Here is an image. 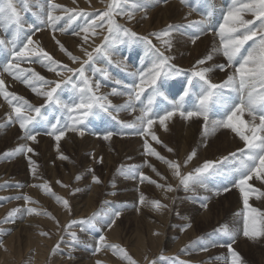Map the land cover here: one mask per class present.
Wrapping results in <instances>:
<instances>
[{
	"label": "rangeland",
	"instance_id": "obj_1",
	"mask_svg": "<svg viewBox=\"0 0 264 264\" xmlns=\"http://www.w3.org/2000/svg\"><path fill=\"white\" fill-rule=\"evenodd\" d=\"M86 1L91 3L90 7L83 2L28 0V7L21 11L23 26L19 31L15 26L0 25V41L4 42L0 44V77L6 85L4 91L22 97L35 107L43 106L39 115L31 113L36 119L29 125L31 134L35 135V140H30L26 138L25 129H21L13 110L17 101L13 100L10 104L0 93V101L3 102L0 103V264H132V260L136 264H231L232 255L227 244L232 241L220 231L224 225L236 230L232 248L240 254L241 264H264V236L252 239L243 235L246 211L243 195L239 188L232 184L238 177L233 172L236 165L230 153H237L239 156L238 150L245 148V142L237 133L227 128H217L214 132L205 133L201 123H197L198 129L193 133L190 124H183V120H189L181 117L179 112L176 115L180 122L171 117L172 120L166 121V128L157 118L164 114L165 109L171 110V105L170 108L168 105L179 100L180 92L189 87V80L193 82L195 92H200L203 82L193 76L194 71L209 68L210 71L226 74L230 69L233 72L237 66L229 65L223 55L218 34L219 26L224 23V17L229 10L228 6L233 4L232 0H206V4L198 2L199 0H138L141 7L134 11L131 5L136 0H128L125 13L133 12V18L129 19L127 14L121 15L119 9H116L113 19L137 35H122L118 39L103 42L102 46L100 41H97V36H108L109 25L106 21L98 20V16L108 9L112 0ZM105 1L106 4L101 3ZM248 2L250 0H242V3ZM52 3L75 9L77 12L83 9L88 15L77 16L68 30L61 32L59 29L65 26L68 16L73 13L63 9L54 10L55 15L62 17L57 21L55 29L48 23H40L42 19L46 20V13L51 10L49 6ZM241 6V3L236 4V7ZM17 7L20 8L21 5L18 4ZM174 7L179 12L174 11ZM184 8L186 12H183ZM242 15L244 19L253 20L258 26L259 21L255 20L251 12H243ZM201 20L204 21L201 32L188 26L190 22ZM92 21H96L97 26L90 28L88 32L81 31ZM101 24L102 27L99 26ZM31 25H35L39 30L30 28ZM168 25L176 26L170 29V37L152 35L165 30ZM74 32L79 35L73 34ZM93 32L96 35H93ZM13 35L16 36L15 45ZM197 35L199 38L193 43V38ZM211 35L213 36L210 41L205 40ZM85 36L91 37L90 40H85ZM28 37L33 41L29 45L30 49H43L60 62L59 65H50L43 58L36 56L15 57L14 51H19L27 43ZM143 37H147V40ZM165 39L170 40V47L163 43ZM149 40L151 48L155 46L154 48L164 52L165 56L171 58L169 64L181 70L179 74L173 73L168 77L162 75L157 80V86L163 96H156L152 105L150 115L155 123L153 127L148 128L142 135L143 128L147 127L146 123L143 126L138 124L137 128L124 126L126 123H136L128 116L133 112L130 109L115 111L109 108L105 112L103 109L94 108L93 113L84 121L83 136L79 135L78 131L68 129L57 141L55 135L47 134L52 124H57L59 128L65 123H72L64 105L71 106L70 103L76 99L77 92L73 85L82 86L79 74L68 72L64 66L79 69L83 64L85 76L92 78L93 84L95 81L99 82L101 88L110 91L99 89L96 91L97 95L112 98L115 96L112 94L113 89H116L117 93H127L128 85L139 82L138 78L130 73L144 69L146 63L140 64L137 56L152 52L141 48L138 53V50ZM252 43L249 41L245 44L247 49ZM61 44L67 52L61 49ZM97 46H104L103 51H93ZM126 46L138 53L135 59L126 56L122 49ZM110 48L117 49L118 55L114 57ZM85 50L92 53L93 57L86 64L83 63L88 60ZM68 52L80 60L73 61ZM124 54L125 56H122ZM209 55L212 56L211 60L206 59ZM190 56L196 60L190 59ZM111 58L124 59L125 66L119 63L120 61L115 62L116 64L109 62ZM200 60H205V63L197 64ZM9 64L18 65V68L13 67L9 73L5 71ZM218 65L226 67L221 70ZM53 67L55 71H50ZM100 68L106 69L107 76L104 72L97 71ZM36 73L39 76L35 75ZM17 76L21 79H17ZM208 76L211 80L218 79ZM39 77H43L45 81L60 83L51 101L46 96L42 101H36L40 98L38 95L35 98L29 96L36 95L33 88L47 92L50 89L43 86L55 87V84L44 83ZM6 78L11 80V83L16 81L24 88L15 89L10 86L11 83L5 82ZM23 78H27L30 84L23 83ZM61 88L63 94L59 91ZM102 92L104 93L101 94ZM230 92L231 99L235 101L238 94L231 89H224L223 94L229 101ZM150 95L152 90L146 87L141 96L143 103H134L136 111L141 112ZM23 100L19 103L23 104ZM158 106H164V110H158ZM193 106L194 102H190L181 110H194ZM243 114L247 116L248 113ZM71 115L79 116L80 113L77 111ZM249 116L247 122L251 123L252 118ZM215 118H219L218 115ZM258 123L259 121L256 124ZM109 131L113 135L109 140H105L103 136ZM222 131L233 134V139L227 137V140L220 142L221 138L217 137L221 136ZM245 132L250 135L246 129ZM152 133L159 142L153 139ZM234 144L237 149L226 151L228 148L233 149ZM146 145H150L166 160L178 162L181 165V176L177 177L174 169L164 160L150 154ZM20 146L31 148L32 151L16 152ZM193 150L196 155L185 164ZM10 153L11 155H8ZM62 156L67 159H62ZM224 157L229 159L224 160ZM205 161L215 162L214 168L199 174V182L192 183L185 189L181 178L190 172L194 173ZM141 173L149 179L142 180ZM93 176L98 177L100 182H94ZM37 185H48L55 196ZM169 186L172 190H169ZM252 186L258 191L254 192L255 197L254 193H250L248 203L260 213H264V195H261L264 193V185ZM224 187L229 190L223 191ZM25 195L32 200L23 199ZM57 196L67 200L68 206L65 207L62 201H58ZM229 196H234L239 201L235 203L231 198L224 202ZM204 197H208L207 208L202 207ZM156 201H159L162 207H158L154 203ZM31 208L37 211H27ZM13 209L18 211L13 212ZM117 211L120 215L115 217L114 213ZM93 214L95 217L91 223H76L70 228L67 227L71 221L87 220ZM112 219L118 221L119 239H114V235L112 239L108 237L112 228L108 225ZM188 224H191V227L185 228ZM151 227L164 232L163 245L158 251L153 248L156 245L155 239L149 238L151 232L154 234ZM139 232L148 236L146 242L151 247L141 258L135 252ZM70 233H75V238ZM101 235L105 237L102 243L99 241ZM168 241L169 246H165ZM108 244H115L126 250L132 260L125 259L123 253L107 247ZM41 245L42 249L39 251ZM97 247L100 248L98 252L95 251Z\"/></svg>",
	"mask_w": 264,
	"mask_h": 264
},
{
	"label": "snow or ice",
	"instance_id": "obj_2",
	"mask_svg": "<svg viewBox=\"0 0 264 264\" xmlns=\"http://www.w3.org/2000/svg\"><path fill=\"white\" fill-rule=\"evenodd\" d=\"M182 2H186V0H182ZM234 7L231 8L227 15L224 17V23L219 26V37L221 41L223 55L227 58L229 65H237L234 69V72L230 74L225 81L221 84L212 83V81L208 78L207 73L210 71L209 68H200L193 72L194 77H198L200 81L203 82L200 92L196 96V103L194 104V110L184 111L181 110L184 108V98L189 96L190 88L192 86V81H188V88H186L183 92V95L179 97V100L171 103V110H164V114L162 116H158L159 123L163 125L165 128L167 127L166 121L169 120L172 116H174L177 112L179 115L185 119H191L193 117H200L204 122V131L207 133L208 131H215L217 128H227L231 129L233 132L237 133L240 138L245 142V148L239 149V156L237 153H230V157L233 159L236 167L233 168V172L237 179H235L232 184L234 187H238L240 192L243 195V203L245 207L244 221L242 233L245 237H249L255 239L256 237L264 236V213H260L258 209L252 208L248 201L250 193H254L258 191L253 188L252 185L248 183L250 179L255 176L258 180L264 181V114L259 116V123H255L256 113H264V0H250L248 3H242V0H232ZM237 3H241V7H235ZM21 5L20 8L17 5ZM128 4V0H112V4L109 5L108 9L98 16V20L106 21L109 25L108 27V36L104 37L105 43L110 40L118 39L119 37L129 36L135 37L137 34L132 32L130 29L117 24L113 19V15L116 9H119V13L121 15L127 14L129 19L133 18V12L125 13V7ZM28 7V0H0V25L5 26H15L19 31L23 24V17L21 15V11L23 8ZM50 9L46 13V20L42 19L40 23H48L53 29H55L57 21L62 19L61 16L55 15L54 10L63 9L65 12L73 13L69 15L67 18V23L63 28L59 30L61 32L67 31L68 27L71 25L72 21L76 19L79 15L87 16L83 9H80L77 12L75 9H67L65 6L52 3L50 4ZM133 11L136 10L139 5L138 0L131 5ZM243 12H251L255 17L256 21H259L257 24L253 20L244 19L242 13ZM97 26L96 21H92L91 23L86 24L85 27L81 29L83 32H88L90 28H94ZM99 26H103L102 24ZM189 27L196 28L197 32H201L204 26V21H194L190 22ZM174 25H168L165 30L159 33H152L157 37H170L171 31L170 29L175 28ZM30 28L38 31L39 28L35 25H31ZM79 35V33H73ZM93 35H96L93 32ZM199 36H195L193 38V43L195 39H198ZM85 40L88 39L87 36L84 37ZM143 39L147 40V37ZM13 45H15L16 36L13 35ZM249 41H252V46L248 49H245L244 46ZM149 45H151V41H147ZM3 41H0V44H3ZM33 41L31 37L27 38V43L19 51H14V56L18 58H27L29 56H36L37 58H43L50 65H59L60 62L54 60L49 53L44 51L43 49H35L29 48V45L32 44ZM59 44L60 42L57 41ZM163 43L168 47L171 46L170 40L165 39ZM61 49L67 52V49H64V46L60 45ZM153 48L155 46H152ZM243 49V51H242ZM93 51L101 52L103 48L101 46H97ZM86 52L88 60L83 63H88V61L92 60V53ZM158 54V62H154L151 69L146 71L141 70L138 72L130 73L133 77L138 78V83H133L127 86V93H117L116 89H113L112 94L124 95L127 94L128 100L120 106H114L111 104V101L107 99V96H99L97 95L96 90L100 88L99 82L93 84V82L84 74L83 64L79 69H72L64 66L68 72L73 74H79L82 81V86L77 87L73 85L77 92L76 99L72 102L71 106L65 104L64 108L69 113V119L72 121L71 124L65 123L63 127H57V124L51 125V130L47 133L49 135H55L57 141L64 136L65 131L71 129L72 131H78L81 136L84 135V121L88 118L90 114L93 113L94 108L103 109L105 112L108 111L109 108H112L115 111L120 110H131L133 112L136 111L134 107V103L136 101L141 100V96L144 94L146 87L152 90V95H150L147 99V103L141 108V114L136 117L137 123H126L124 126L127 128H137L138 124L143 126L147 125V127L143 128L141 134L148 131V128L152 126L154 120L152 118V105L156 96H163V93L160 92L159 87L157 86V80L164 77H168L173 75V73L179 74L180 69L175 68V66L169 64L170 57L164 56L159 49H156ZM73 61L80 60L79 57L73 56L70 52L67 53ZM105 55L107 53L105 52ZM207 60H211L212 56L209 55L206 57ZM205 60L197 61V64H204ZM13 67L18 68V65H11L5 67V71L11 73ZM218 67L223 70L225 65H218ZM50 71H55V68H50ZM97 71L104 72V75L107 76V72L101 69H97ZM35 75L39 76L38 73ZM17 79H21L20 76L16 77ZM41 81H44L48 84H55L51 90L43 93H38L40 95H44L48 98V100L53 99V93L56 92V89L60 87V83L57 81H45L43 77H39ZM25 84H30V81L27 78H23L22 80ZM259 85V88H257ZM95 89V90H94ZM224 89H231L236 92L238 95L232 103H229L227 98L224 96ZM33 91H38L33 88ZM0 93H2L5 99L11 104L13 100L17 101V105H13V110L16 114V118L19 120V124L21 129H25V135L27 139L35 140V135H32V129L29 128V125L33 123L36 119V116H33L31 113L35 112L37 115L40 114L41 107H35L26 100H23L22 97L16 96L14 93H8L4 91V82L0 79ZM167 99V97H164ZM23 100V104L19 102ZM59 103V101H56ZM217 106L223 108V112L219 114L214 112L213 109ZM79 111V116H73L72 113ZM247 112L250 116H252L251 126H249V122L241 119L243 113ZM219 118H215V117ZM11 121V117L9 118ZM59 123V121H57ZM211 125V127H209ZM245 129L250 133L246 134ZM112 132H107L104 134L103 138L105 140H109L112 137ZM153 139L158 138L154 133L151 134ZM148 147L149 153L156 155L159 159L164 160L170 168L174 169V174L177 177L181 176L180 167L181 165L178 162L166 160L164 157L160 156L159 153L155 151V149L151 148L150 145H146ZM31 152V148H26V146H20L16 149V152L23 151ZM172 151V149H169ZM8 155H11L8 154ZM196 155L195 151L188 156L185 164L190 161ZM62 159H67V157H61ZM224 160H228L229 157H224ZM215 162L213 161H205L204 164L195 169L194 173L190 172L187 175L181 178V184L187 189L190 184L199 182V174L208 172L209 169L214 168ZM155 170V169H153ZM141 178L149 179L144 177L141 173ZM79 179V177H77ZM93 181L99 183V178L93 176ZM155 183L154 181H152ZM66 187V185H64ZM37 187H43L45 191L49 192L53 196L55 193L51 192V189L48 185H37ZM169 190L171 186H169ZM223 191L227 192L229 190L228 187H224ZM264 195V193H261ZM23 199L26 201H31L32 198L25 195ZM58 201H62L65 207L68 206V201L63 199L62 197H56ZM143 199V198H141ZM204 203L202 207L207 208V200L208 197H204ZM158 207H162L159 201L154 202ZM13 212L18 211V209H13ZM29 212H36L35 208L27 209ZM49 215L48 213H45ZM11 215V213H10ZM120 212L117 211L114 213L115 217H118ZM95 214L87 220L80 221H71L67 227H71L72 224L76 223H91L94 219ZM115 224V219H112L109 223V227ZM191 227V224L185 225V228ZM220 231L224 236L228 237L232 243L235 242L236 238V230L229 229L227 225H224ZM46 235V233H45ZM70 235L75 238V233H70ZM99 241L102 243L105 241V237L101 235L99 237ZM232 243H228L227 247L231 252L232 260L231 264H241L242 258L238 252H236L232 248ZM107 247L114 249L117 252H121L124 255L125 259L132 260L131 257L127 255L126 250L120 248L115 244H108ZM206 250V249H205ZM95 251H100V248L97 247ZM132 264H136L134 260H132Z\"/></svg>",
	"mask_w": 264,
	"mask_h": 264
},
{
	"label": "bare ground",
	"instance_id": "obj_3",
	"mask_svg": "<svg viewBox=\"0 0 264 264\" xmlns=\"http://www.w3.org/2000/svg\"><path fill=\"white\" fill-rule=\"evenodd\" d=\"M63 1H65V2H73V3H84V4H88V6L90 7V5H91V3H88L86 0H63ZM94 1H98V0H94ZM101 3H105L106 4V1L105 2H101ZM201 7H203V6H201ZM234 7V5L232 4V5H230V6H228V8H229V10L231 9V8H233ZM235 7H236V5H235ZM204 8H206V7H204ZM203 8V9H204ZM174 9V11H176V12H179L178 11V9L176 8V7H174L173 8ZM186 8H184V11L183 12H186V10H185ZM228 10V11H229ZM213 35H211V36H209V37H207L205 40H209L210 41V39H211V37H212ZM105 37V36H104ZM104 37L103 36H97V41H100V45L102 46V44H104L105 43V41H104ZM90 38L91 37H88V40H90ZM144 38V37H143ZM104 42V43H103ZM107 45H109V43L107 44ZM110 46V45H109ZM151 45H149L148 44V42L147 43H145L144 42V44L142 45V47H140L139 48V50H138V53H139V51L141 52V48L142 49H144L146 52H147V50L148 51H150V52H152L151 54L149 53L148 55H146V53H143L142 54V56H140V57H138L137 56V59H139V63L140 64H142V63H146V65H145V67H144V71H146V70H148V69H151V67H152V65H153V63L154 62H157V59H158V54H157V52H156V48H151L150 47ZM128 47H130V46H128ZM127 46L125 47V48H122L125 52H126V56H131L130 58L131 59H135L136 58V55L138 54L137 52H135V51H133V50H130L129 48H128ZM103 48H104V46H103ZM111 49V51H112V53H114V57L116 56V55H118V53H117V49H115V48H110ZM111 51H110V53H111ZM164 53V52H163ZM110 55V54H109ZM153 55V56H152ZM122 56H125V54L124 55H122ZM164 56H165V54H164ZM109 57V56H108ZM110 57H112V56H110ZM97 58V57H96ZM122 58H125V57H122ZM130 59V60H131ZM190 59H194V61L196 60L195 59V57H192V56H190ZM113 62V63H115V62H117V61H120L119 63H122L123 64V66H125V64H124V59L122 60V59H118V60H113V58H111V60H109V62ZM147 61V62H146ZM96 64V63H95ZM116 64V63H115ZM97 66V65H96ZM99 66V65H98ZM140 66V65H139ZM180 66V65H179ZM180 67H182V68H188V67H186V66H180ZM99 68V67H98ZM107 68V67H106ZM101 69V68H100ZM140 69V68H139ZM95 70H96V68H95ZM103 70V69H102ZM104 70L106 71V69L104 68ZM135 71V70H134ZM139 71H141V70H139ZM101 72V71H100ZM210 73H208L207 74V76L208 75H210L211 77H217L218 79H213V80H211L212 78H210V80L212 81V83H215V84H219V82H223V80H226L227 79V77L230 75V74H232L233 72H234V70H233V72L231 71V69L229 70V72H227L226 74L225 73H222V72H220V71H214V70H212V71H209ZM79 76V75H78ZM208 78H209V76H208ZM0 79H2V77H0ZM76 79V78H75ZM90 80L92 79V78H89ZM78 80H80V79H78ZM77 80V81H78ZM216 80V81H215ZM75 81V80H74ZM81 81V80H80ZM5 82L6 83H11V80H9L8 78H6L5 79ZM45 83V82H44ZM95 83H96V81H95ZM10 86H13L15 89H17V90H20V89H23L24 87H21V86H19L18 85V83L16 82V81H13V83H11V85ZM46 86V85H45ZM4 87H6V85H5V83H4ZM43 88H45V89H52L51 87L49 88V87H44L43 86ZM99 89H101V91H106V92H110L109 90H107V89H105V88H99ZM98 89V90H99ZM7 90V89H6ZM98 90H96V91H98ZM41 91H43L44 92V90L43 89H41ZM59 91H61V93L63 94V90H62V88L59 90ZM100 91V92H101ZM43 92H40V91H38V92H36V91H34L33 93L34 94H36V95H29V96H31V97H34L35 98V96H40V98L39 99H37L36 101H39V100H41V99H43V97H44V95H40V94H38V93H43ZM58 92V91H57ZM99 92V93H100ZM104 92H102L101 94H103ZM114 95V94H113ZM103 96V95H102ZM3 97H4V95H3ZM108 100L109 101H111V103H112V105H114V104H116V105H118V106H120V105H123L127 100H128V96H125V95H122V96H119L118 94H115V96L114 97H112V98H108ZM42 101V100H41ZM141 102V104L143 103V99H141L140 100ZM0 103L2 104L3 102L2 101H0ZM163 104V103H162ZM70 105H71V103H70ZM170 105L171 104H169L168 105V108H170ZM115 106V105H114ZM156 108V107H155ZM158 110H164V106L162 107H160V106H158V108H157ZM192 110V109H191ZM246 113V112H245ZM141 114V112L140 111H135V112H131V115H128L129 116V118L130 119H133L134 121H136V117L137 116H139ZM115 115H117V114H115ZM119 115H121V114H119ZM73 116H76V115H73ZM242 116H244V114H242ZM242 116H241V119H242ZM247 116H249V114H247ZM246 116V114H245V116H244V121H246L247 122V120H248V117ZM117 118H119V116H116ZM172 117H174L175 118V120H177V122H180V120H179V118H178V116L175 114L174 116H172ZM250 117V116H249ZM251 118H252V116H251ZM120 119V118H119ZM170 120H172V118H170L169 119V121ZM187 120H189L188 122H186V121H184L183 120V124H190L192 127H193V133H196V131H197V129H198V125H197V123H201V125L204 127V122H203V119L202 118H200V117H193V118H191V119H187ZM255 121H259V119H255ZM257 122H255V123H257ZM137 123V122H136ZM154 124L155 123H153L152 124V126L151 127H153L154 126ZM182 124L180 123V126H181ZM249 126H251V123H249ZM150 127V128H151ZM209 127H211V125H209ZM15 130H16V128H15ZM247 130V129H246ZM227 133H229V132H227V131H222V133H221V136L220 137H217V138H221L220 139V142H224V140L226 139L227 140V137H230L231 139H233V134H227ZM208 134H209V132H208ZM80 135V134H79ZM86 135V134H85ZM244 143V142H243ZM227 147H229V145H227ZM235 149H237V147H236V144H234V146H233V149L232 148H228V149H226V151H228V152H230L231 150H235ZM248 183L250 184V185H254V186H261V185H264V182L262 181V180H258L255 176H253V178L252 179H250L249 181H248ZM235 194V193H234ZM256 193H254L253 194V196L255 197L256 195H255ZM236 195V194H235ZM250 196V195H249ZM233 199V201L235 202V203H237V201H239V200H237V199H235L234 198V196H229V197H227L226 199H224L223 201L224 202H227V201H229L230 199ZM258 199V198H257ZM258 202V201H257ZM256 202V203H257ZM234 203V204H235ZM255 203V202H254ZM244 204V203H243ZM249 205L253 208V206L249 203ZM256 205V204H255ZM117 222V223H116ZM149 230H150V226H149ZM151 230L154 232V234L151 232L150 233V236H149V238L150 239H155V242H156V245L153 247L154 248V250H157L160 246H162L163 245V242H162V240H163V238H164V232L162 233V232H160V230L159 229H157V228H153V227H151ZM155 233H160V234H158V235H155ZM112 235H114V239H119V236H120V229H119V224H118V221L117 220H115V224H113L112 225V228L110 229V232H109V234H108V237H109V239H112L111 237H112ZM155 235V236H154ZM147 238H148V236L147 235H145V234H143V233H141V232H139V236H138V239H137V243H138V246L136 247V250H135V252H136V254L141 258L144 254H145V252L146 251H149V248H151L150 246H148L147 245V242H146V240H147ZM159 243H158V242ZM159 244V245H158ZM158 245V246H157ZM165 246H169V241L168 242H165ZM42 249V245H41V248L39 249V251ZM158 251V250H157ZM44 253V252H43ZM147 254V253H146ZM146 256V255H145ZM4 258V257H3ZM2 259V258H1ZM0 259V260H1ZM116 263V262H115ZM132 263V262H131Z\"/></svg>",
	"mask_w": 264,
	"mask_h": 264
}]
</instances>
